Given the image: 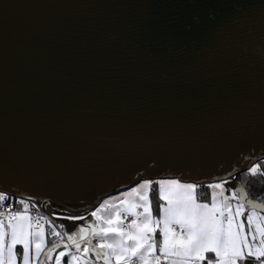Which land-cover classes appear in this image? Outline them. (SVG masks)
Segmentation results:
<instances>
[{"label":"water","instance_id":"obj_1","mask_svg":"<svg viewBox=\"0 0 264 264\" xmlns=\"http://www.w3.org/2000/svg\"><path fill=\"white\" fill-rule=\"evenodd\" d=\"M262 48L264 0H0V190L73 231L142 179L235 187L264 159Z\"/></svg>","mask_w":264,"mask_h":264},{"label":"snow or ice","instance_id":"obj_2","mask_svg":"<svg viewBox=\"0 0 264 264\" xmlns=\"http://www.w3.org/2000/svg\"><path fill=\"white\" fill-rule=\"evenodd\" d=\"M259 55L264 59V48ZM245 175L264 177V162L251 163ZM229 178L231 173L203 185L209 194L203 201L198 183L142 179L103 199L87 217H63L84 222L73 231H58L65 226L45 216L34 218L32 197L0 190V264H50L53 258L61 264L65 257L67 264H264V201L250 199L240 183L227 188Z\"/></svg>","mask_w":264,"mask_h":264},{"label":"trees","instance_id":"obj_3","mask_svg":"<svg viewBox=\"0 0 264 264\" xmlns=\"http://www.w3.org/2000/svg\"><path fill=\"white\" fill-rule=\"evenodd\" d=\"M258 162H264V159H261ZM242 177H244V179H242ZM236 179L244 186L248 195L252 199L258 201H264V177L257 176L255 178H252L246 176L245 174L239 173L236 175ZM200 185L201 188L198 190V196L201 200H207L209 198L208 190L205 187H203V185L205 184H200ZM226 187L229 188L227 185ZM151 199H152L153 213L155 215H158V205L160 201L158 200V195L155 190V186L153 188ZM52 239L53 238L51 237L47 242L49 246L52 242Z\"/></svg>","mask_w":264,"mask_h":264},{"label":"built area","instance_id":"obj_4","mask_svg":"<svg viewBox=\"0 0 264 264\" xmlns=\"http://www.w3.org/2000/svg\"><path fill=\"white\" fill-rule=\"evenodd\" d=\"M21 198H23V197H21ZM26 199V198H25ZM31 203H34L35 205H36V207L35 208H33V209H31V215L35 218V217H37V216H45V217H47L50 221H51V223L52 224H54V225H56V226H59V225H61V224H63L62 222H60V221H56L54 218H52L50 215H52V216H58L59 214H57V213H55V212H53L52 210H50L49 209V207L48 206H46L45 208H43L42 206H40V203L38 202V201H36V200H31ZM20 207H22V206H19V205H16L15 206V208L18 210ZM44 210H46V211H48V213L50 214H48L46 211H44ZM55 214V215H54ZM41 222H44V221H41ZM64 225V224H63ZM45 226L47 227V224H45ZM47 229H48V232H49V234H50V232H51V229H49L48 227H47ZM57 230L58 231H66V229H65V227H64V229L63 230H61V229H59V228H57ZM51 236V235H50ZM65 239V242H67V240H66V237L64 238ZM90 261H95V257H93L92 256V258L91 259H89ZM97 264H103V262H101V261H99V262H97Z\"/></svg>","mask_w":264,"mask_h":264},{"label":"rangeland","instance_id":"obj_5","mask_svg":"<svg viewBox=\"0 0 264 264\" xmlns=\"http://www.w3.org/2000/svg\"><path fill=\"white\" fill-rule=\"evenodd\" d=\"M241 174H246V171H243V172H241ZM177 179V178H176ZM152 180H156V179H152ZM181 182H184V181H181ZM139 183V182H138ZM185 183H189V182H185ZM191 183H193V182H191ZM135 185V184H134ZM133 185V186H134ZM132 187V186H131ZM130 188V187H129ZM128 189V188H127ZM127 189H124V190H121V191H119V192H117V193H114V194H111V195H109V196H118V194L120 193V192H122V191H125V190H127ZM226 194H228V193H226ZM109 196H107V197H109ZM107 197H105V198H107ZM105 198H103V199H105ZM102 199V200H103ZM102 200H101V202H102ZM203 201V200H202ZM116 201H112V203H115ZM98 206V205H97ZM101 214H103V213H101ZM154 214V213H153ZM155 215V214H154ZM111 238H114V237H111ZM93 239H94V241H96V239L97 238H95V237H93ZM157 239H158V235H157ZM59 250H61V249H58V251ZM54 255H55V253L53 254V257H54ZM92 258V256L90 255L89 257H88V259H91ZM102 262V261H101ZM50 264H55V260H54V258H53V260L50 262ZM61 264H67V258L65 257V258H62V261H61Z\"/></svg>","mask_w":264,"mask_h":264},{"label":"crops","instance_id":"obj_6","mask_svg":"<svg viewBox=\"0 0 264 264\" xmlns=\"http://www.w3.org/2000/svg\"><path fill=\"white\" fill-rule=\"evenodd\" d=\"M46 227V226H45ZM46 239H47V242L49 241V239L51 238V236H50V234H49V232H48V229H47V227H46Z\"/></svg>","mask_w":264,"mask_h":264}]
</instances>
